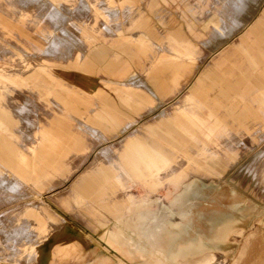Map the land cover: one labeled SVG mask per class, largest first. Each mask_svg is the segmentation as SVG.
Here are the masks:
<instances>
[{
    "label": "crops",
    "instance_id": "crops-1",
    "mask_svg": "<svg viewBox=\"0 0 264 264\" xmlns=\"http://www.w3.org/2000/svg\"><path fill=\"white\" fill-rule=\"evenodd\" d=\"M18 1L24 20L34 17L45 18L61 36L45 35L46 40L40 44L45 49L40 55L18 48L16 43H0V53L9 54L11 58L0 57V100L6 103L11 100L8 97L9 85L26 87L28 80H34L35 70L38 67L43 69L42 66H37L38 63H42L36 59L38 56L45 63H50L52 61L50 58L67 59L72 47L78 44L77 40L80 41L70 30L73 27L79 32L78 26L70 24V18L66 15L67 9L56 7L53 2L55 0ZM261 1L221 0L219 7L208 15L207 20L195 19L192 22L193 29L199 30L200 35L211 31L212 38L220 37L218 42L220 44L247 25ZM108 4L111 5L110 2ZM78 9L87 10L89 6L80 0L76 10ZM32 10H35L34 14L31 13ZM186 10L192 16L197 13L195 8L186 7ZM109 12L111 17L118 14L117 10L109 9ZM132 15L128 16L129 19H132ZM67 23L71 25L70 28L67 27ZM119 28V24L103 27L109 36L120 32ZM84 35L93 44L91 52L97 57L104 55L103 45L86 30ZM118 39L125 44L133 43L137 49L134 55L139 59L142 53L149 57L151 62L146 71L156 65H162V70L152 75V83L157 91L163 92L165 89L171 94L178 93L182 88V82L195 73L202 57L199 49L191 41L174 39L170 33L165 35L166 48L155 45L144 34L122 36ZM9 47L14 48L16 53ZM81 59L82 55L77 54L75 60ZM50 76L59 82L56 87L49 86L47 95L51 98L50 102L57 109L58 115L63 119L75 120L76 129L81 133L79 135L81 137L77 138L79 142L90 140L93 147L100 145L102 147L87 169L64 190L65 194L52 193L54 198L42 193L44 191L42 184L27 179L26 175L34 174L35 171L27 170L26 157L19 154L17 158L20 162L15 163L16 167L10 171V177L0 179V189L4 192L1 200L12 204L31 198L24 206H28L26 209L28 213L21 214L23 220L17 227L7 225L0 217V234H3L5 239L19 244L25 238L26 229L32 231L33 236H37L34 232L36 225H39L40 231L54 228L60 233L50 236L49 245L53 248L52 252H55L54 256L60 257L62 260L59 258V261H63L65 255V258L74 255L75 246L81 243L85 246L88 242H85L86 236H83L77 225L54 209L56 207L53 204H56L70 213L84 209L88 213L84 225L90 233H96L106 246L119 250L120 253L125 251V245L130 246L146 264H217L219 261V264H229L227 258L205 247L201 238L193 242L186 241L184 244L177 241L193 220L192 209L195 206L190 202L192 198L189 195L194 191L196 180L199 178L193 176L196 169L199 171L206 168L210 174L222 175L219 169L222 168L223 161L212 148L216 139L227 136L224 143L225 145L230 143L235 139H231L233 136L230 134L231 130L240 133L244 131L254 142L264 136V128L259 120V113L264 110V10L239 42L229 50L221 52L218 59L209 62L199 72L188 92L176 102L170 112L162 111L153 120L133 130L118 147L110 143L116 131L124 133L142 119V114L138 112H135L136 117H132L133 119L127 118L130 116L128 112H131V105L137 106V110H141V106L150 112L154 110L151 97L140 89L141 85L145 87L146 84L137 79L129 68L121 70L117 81L107 82L115 87V92H118L115 106L111 98L106 99L108 95L105 92L101 94L93 79L77 76L75 81H70L63 73ZM61 80L65 81L67 86ZM58 89L65 90L67 96L64 97ZM79 105L84 107V111L80 110ZM8 108L17 118L18 124L35 129L34 136L24 135L25 141L34 144L44 142L53 144L54 140L36 119L39 117L38 114L32 119L33 108H36L32 100L26 98L20 105L10 102ZM112 134L114 136H111ZM8 140H2L7 147ZM239 143L240 140L234 141V147L231 148H237L241 145ZM188 146H193L198 151L191 153ZM31 149L33 151V148ZM71 156V154L63 156L66 160L65 166H71L72 160L79 157ZM47 157L52 158L48 154ZM4 159L11 163L9 155L4 156ZM51 164L54 165L46 163V168L39 170L41 177L56 174L58 168L54 169ZM192 165L197 168H193ZM73 170L74 168L70 172ZM89 177H94L92 180L95 183L106 177L109 186L104 191L102 186L87 183ZM135 182H139L146 189L144 196L132 191V184ZM167 184L173 186V195L168 202H163L159 190ZM53 187L50 186L48 190ZM82 191L89 193L92 191L90 199L93 201L122 199L123 208L118 211L113 222L101 218L102 214L97 212L90 202L85 201ZM26 192H30L31 197H26ZM68 197L74 201L77 211L69 206L66 199ZM39 198H43V202L36 200ZM98 206L108 207L101 203H98ZM237 221L235 218L227 219L218 225L217 232L211 240L226 241L228 236L244 237L240 251L232 264H252L253 261L245 259L247 250L250 246L258 247L257 251L260 250L264 243V235L257 237L258 233L255 230L258 228L245 234L242 228L236 227ZM133 237L137 238L136 243L133 242ZM195 253L198 254L195 259H187ZM221 254L225 255V252L222 251ZM116 261L119 263L118 257ZM108 262L115 260L111 258ZM120 263L128 264L121 260ZM257 264H264V259Z\"/></svg>",
    "mask_w": 264,
    "mask_h": 264
},
{
    "label": "rangeland",
    "instance_id": "rangeland-1",
    "mask_svg": "<svg viewBox=\"0 0 264 264\" xmlns=\"http://www.w3.org/2000/svg\"><path fill=\"white\" fill-rule=\"evenodd\" d=\"M79 1L55 0L53 2L58 8L67 9L68 14L66 15L70 18V24L78 26L79 32L73 27L70 28L69 23L66 25L72 31V35L80 39L82 43L80 44V41L77 40L78 44L72 47L67 59L50 58L52 61L45 63L38 56L36 59L42 63H38L37 66H42L43 69L38 67L35 70L34 80L29 81L27 79L28 86L26 87L9 85L8 97L11 99L12 104L20 105L26 98L36 104V108H33L32 119H35V115L38 114L39 117L36 119L40 121L44 131L54 140L52 141L53 144L47 142L34 144L25 141L24 135L34 136L35 129L18 124L17 118L10 113L8 108L10 102L6 103V101L0 100V179L10 177L13 167L18 164L19 159L17 156L23 154L26 157L27 170L34 169L35 171L34 174L28 173L26 175L27 179L33 181V183L42 184V189H44L42 193H47L50 198H54L52 193L56 195L65 194L64 190L70 186L78 175L87 169L97 151L102 147L101 145L93 147L90 140L79 142L77 138L81 137L79 136L81 133L76 129L75 120L63 119L58 115L57 109L50 102L51 98L47 95L50 90L49 86L56 87L59 82L53 79L50 74L60 75L63 73L64 76L67 75L70 81H75L77 76L93 79L101 94L105 92L108 95L106 99L111 98L114 105L117 101L115 97L118 92H115V87L108 83L117 81L118 75L124 68H129L137 79H141L146 84L145 87L141 85L140 89L151 97L154 110L150 112L147 108L143 109L142 106H139L141 110H137V106L131 105V112H128L130 116L126 117L133 119L132 117H136L135 112H138L142 114V119L130 130L124 133L116 131L115 136L114 134L111 135L114 137H112L110 143L118 147L133 130L153 120L162 111L170 112L176 102L188 92L199 72L209 62L218 59L221 52L229 50L235 43L239 42L255 21L260 18L264 10V0H262L247 25L218 44L220 37L212 38L211 31L200 35L199 30L193 29L192 22L195 19L207 20L208 15L215 11L216 7H219L221 0H83L89 6L88 11L84 9L76 10ZM186 7L195 8L197 13L192 16L187 12ZM109 9L117 10L116 17L110 16ZM20 11L21 7L18 0H0V43H16L18 48L40 55L41 51L45 49L40 45L46 40L45 35L61 36V33L54 31L45 18L34 17L24 20ZM31 13L34 14L35 10H32ZM130 15H132V19H129L128 16ZM117 24L120 25V32L114 36H109L110 34L103 29L104 26L112 27ZM85 30L103 45L104 55L101 54L97 57L96 54L91 52L93 44L84 35ZM167 33H170L174 39L191 41L202 54L195 73L188 80L182 82V88L175 94H171L165 89L163 92L161 90L157 91L154 83H152V75L162 70V65H156L153 69L146 71L151 62L149 57L142 53V55H139V59L134 55L137 49L133 43L125 44L118 39L122 36L144 34L155 45L166 48L165 35ZM9 49L13 52L16 51L12 47H9ZM81 52L84 54H81ZM77 54L82 55L81 60H75ZM0 57L3 59L10 58L9 54L3 53H0ZM61 81L67 86L65 81ZM61 94L64 97L67 96L65 90H61ZM161 94H164V96L161 97ZM79 108L84 111L83 106L79 105ZM259 114L260 123L264 128V110L260 111ZM230 134L233 135L231 139L235 138L230 143L225 145L224 140L228 137L223 136L221 139H216L212 147L214 151L218 152L220 160L223 161L222 168L219 169L222 175L210 174L206 168H199V171L196 169V174L193 175L199 177L196 180L194 191L189 195L192 198L190 202L195 206L192 209L193 220L190 227L185 230L186 232L180 234L177 243L184 244L186 241L193 242L201 238L205 247L213 249L217 252V255L227 258L228 263L232 264L240 251L244 237L228 236L226 241L211 239L214 238L217 232L216 227L232 218L238 220L236 227L242 228L245 234L258 228L255 230L258 233L257 237L264 235V136L254 142L244 131L240 133V131L231 130ZM3 139H9L8 147L5 143H2ZM237 140H240L239 145H241L232 149L231 146ZM188 147L191 153L198 151L193 146ZM31 148H33V151ZM47 154L51 155L52 158L47 157ZM65 154L78 155L79 157L72 160L71 166H65L66 160L63 157ZM6 155H9L11 163L5 161L4 156ZM46 163H54L51 166L54 169L58 168L55 175H47L46 177L39 175V170H44ZM192 167L197 168L195 165H192ZM73 168L74 170L70 172ZM66 176L68 177L65 179ZM92 179L94 177H89L87 183L102 186L104 191L109 186L106 177L100 178L101 180L96 183ZM58 183L60 184L55 186ZM50 186L54 187L48 190ZM132 191L139 196L146 194V189L139 182L132 184ZM3 193L0 189V217L7 225L17 227L23 220L21 214L28 213L26 211L28 206H24L31 198H25L19 203L7 204L1 200ZM91 193L81 192L85 201L90 202L93 208L102 214L101 218L104 217L113 222L118 211L123 208L124 201L119 198L93 201L92 198L90 199ZM159 195L163 202H168L173 195V186L167 184L162 187L159 190ZM26 197H31V193L26 192ZM66 199L69 206L74 207V201L70 197ZM36 200L43 202V198ZM98 203L107 205L109 209L99 208ZM53 205L56 207L54 208L56 211L62 213L77 225L83 236H86L87 240L85 242H88V244L85 246L84 243L78 244L75 246V250L73 249L74 255L68 258H65V255L64 260L59 261L60 257L54 256L55 252H52L53 248L49 245V238L60 232L52 231L53 228L40 231L39 225H36L34 232L37 236H33V232L26 229L25 238L19 244H16V241L5 239L4 235L0 234V264H121L120 260L128 264H146L130 246L125 245V251L120 253L119 250L106 246L96 233H90L84 225L85 219H88V213L84 209L77 211L74 207L73 209L77 212L70 213L56 206V204ZM133 242H137L136 237H133ZM103 247L106 249H103ZM71 248L73 247L71 246ZM257 248H251L250 246L245 256V259L254 262L252 264L261 263L264 259V243L260 250L257 251ZM222 251L225 252V255L221 254ZM34 254L37 255V259L32 262L31 259H35ZM197 255L195 253L188 256L187 259H195ZM117 257L119 263L116 261ZM111 258L115 262H108V259Z\"/></svg>",
    "mask_w": 264,
    "mask_h": 264
},
{
    "label": "bare ground",
    "instance_id": "bare-ground-1",
    "mask_svg": "<svg viewBox=\"0 0 264 264\" xmlns=\"http://www.w3.org/2000/svg\"><path fill=\"white\" fill-rule=\"evenodd\" d=\"M33 1V0H32ZM241 2V1H240ZM42 3V2H41ZM242 4V3H241ZM32 5V4H31ZM240 5V4H239ZM250 6V5H249ZM40 7V6H39ZM238 7V6H237ZM85 8V7H84ZM239 8V7H238ZM42 9V8H41ZM246 10V9H245ZM243 11V10H242ZM231 17V16H230ZM56 18V17H55ZM242 18V17H241ZM232 22V21H231ZM62 26V25H61ZM228 31V30H227ZM56 46V45H55ZM58 46V45H57ZM53 47V46H52ZM50 48V47H49ZM48 50V49H47ZM58 50V49H57ZM53 52H54V50H53ZM50 53V52H49ZM49 55V54H48ZM55 55V54H54ZM28 57V56H27ZM16 184V183H15ZM11 190V189H10ZM13 210V209H12ZM15 210V209H14ZM42 214V213H41ZM65 222V221H64ZM65 224H66V222H65ZM59 227V226H58ZM54 229V228H53ZM57 229V228H56ZM58 230V229H57ZM52 231H55V230H52ZM51 231V232H52ZM39 249V248H38ZM35 255V259H31L32 260V262H33V260H36L37 259V255L36 254H34ZM30 258H34V257H30ZM217 261H219V260H217ZM217 261H216V263H217ZM28 262H29V259H28ZM220 262V261H219ZM219 262L217 263V264H219ZM4 264V263H3ZM31 264V263H30ZM221 264V263H220Z\"/></svg>",
    "mask_w": 264,
    "mask_h": 264
}]
</instances>
